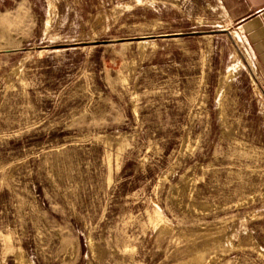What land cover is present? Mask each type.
I'll return each instance as SVG.
<instances>
[{
    "label": "rangeland",
    "instance_id": "374dc122",
    "mask_svg": "<svg viewBox=\"0 0 264 264\" xmlns=\"http://www.w3.org/2000/svg\"><path fill=\"white\" fill-rule=\"evenodd\" d=\"M242 13L0 0V264H264V65Z\"/></svg>",
    "mask_w": 264,
    "mask_h": 264
},
{
    "label": "crops",
    "instance_id": "0c3cea01",
    "mask_svg": "<svg viewBox=\"0 0 264 264\" xmlns=\"http://www.w3.org/2000/svg\"><path fill=\"white\" fill-rule=\"evenodd\" d=\"M244 13L233 20L252 43L256 56L264 65V0H240Z\"/></svg>",
    "mask_w": 264,
    "mask_h": 264
},
{
    "label": "water",
    "instance_id": "95a60500",
    "mask_svg": "<svg viewBox=\"0 0 264 264\" xmlns=\"http://www.w3.org/2000/svg\"><path fill=\"white\" fill-rule=\"evenodd\" d=\"M162 37H168L167 35H164V36H162Z\"/></svg>",
    "mask_w": 264,
    "mask_h": 264
}]
</instances>
